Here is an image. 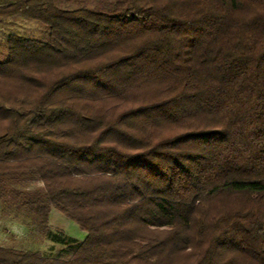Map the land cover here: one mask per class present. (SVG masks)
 <instances>
[{
    "label": "trees",
    "instance_id": "16d2710c",
    "mask_svg": "<svg viewBox=\"0 0 264 264\" xmlns=\"http://www.w3.org/2000/svg\"><path fill=\"white\" fill-rule=\"evenodd\" d=\"M2 1L0 202L86 238L0 264H264V0Z\"/></svg>",
    "mask_w": 264,
    "mask_h": 264
},
{
    "label": "rangeland",
    "instance_id": "374dc122",
    "mask_svg": "<svg viewBox=\"0 0 264 264\" xmlns=\"http://www.w3.org/2000/svg\"><path fill=\"white\" fill-rule=\"evenodd\" d=\"M5 3L0 0V5ZM64 6V5H63ZM9 34H17L28 38L40 39L41 31L22 19H11L0 23V51L5 54L3 44ZM16 189H33L41 186L39 181H28L12 184ZM62 235L79 242L86 238L76 223L67 220L61 213L52 210L48 228L37 224L35 217L27 210L17 208L9 203L0 202V247L24 252L39 253L46 258L62 255L70 246L55 243L54 237Z\"/></svg>",
    "mask_w": 264,
    "mask_h": 264
}]
</instances>
